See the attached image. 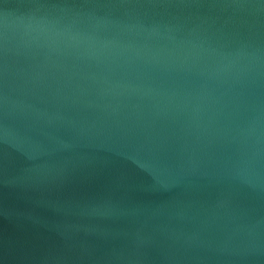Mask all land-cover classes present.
<instances>
[{
	"label": "water",
	"instance_id": "95a60500",
	"mask_svg": "<svg viewBox=\"0 0 264 264\" xmlns=\"http://www.w3.org/2000/svg\"><path fill=\"white\" fill-rule=\"evenodd\" d=\"M0 264H264V0H0Z\"/></svg>",
	"mask_w": 264,
	"mask_h": 264
}]
</instances>
